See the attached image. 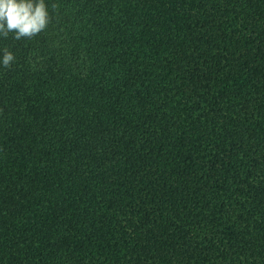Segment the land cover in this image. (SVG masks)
<instances>
[{"label":"trees","instance_id":"obj_1","mask_svg":"<svg viewBox=\"0 0 264 264\" xmlns=\"http://www.w3.org/2000/svg\"><path fill=\"white\" fill-rule=\"evenodd\" d=\"M0 264H264V0H0Z\"/></svg>","mask_w":264,"mask_h":264}]
</instances>
